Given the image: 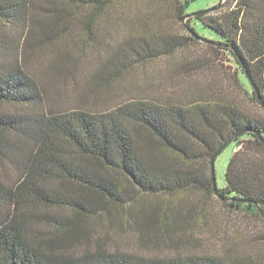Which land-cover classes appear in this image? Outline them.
Masks as SVG:
<instances>
[{
  "label": "trees",
  "instance_id": "1",
  "mask_svg": "<svg viewBox=\"0 0 264 264\" xmlns=\"http://www.w3.org/2000/svg\"><path fill=\"white\" fill-rule=\"evenodd\" d=\"M191 1L0 0V160L8 159L20 170L11 183L0 178V264H264V231L241 237L237 231L231 237L228 228L222 254L144 257L111 251L100 242L96 248L69 250L91 241L96 217L106 215L112 224L123 221L124 212L141 231H164L175 247L192 238L175 233L195 225L199 213L200 227L208 229L209 214L215 216L213 199L255 224L264 221V115L247 109L239 98L220 87L222 92L212 99L199 95L191 102L166 104L140 100L102 114L47 109L40 81L22 60L28 49L54 48L60 37H73L80 27L105 48L92 79L99 87L162 58L183 66L188 81L212 68L223 52L235 69L232 91L245 93L264 111V0H227L221 8L190 16ZM110 23L122 24L116 42L108 37L105 24ZM10 28L26 31L22 50ZM99 32L106 41L97 37ZM200 35L218 54L212 64L190 53ZM64 59L76 62L72 51ZM74 66L71 73L77 70ZM129 122L143 131L140 136ZM238 144L243 147L229 161L226 185L215 192L212 158L225 145L217 158ZM186 192L203 194L202 208L194 206L197 214L183 213L180 197ZM42 206L69 209L70 215L38 214L36 208ZM43 219H52L56 229L44 231Z\"/></svg>",
  "mask_w": 264,
  "mask_h": 264
},
{
  "label": "rangeland",
  "instance_id": "2",
  "mask_svg": "<svg viewBox=\"0 0 264 264\" xmlns=\"http://www.w3.org/2000/svg\"><path fill=\"white\" fill-rule=\"evenodd\" d=\"M222 0H192L188 8V13L193 14L196 12L207 11L221 4ZM225 5L222 3L218 8ZM188 19V18H187ZM184 20V23L187 22ZM111 34H109V40L116 42V38L123 33L122 24L119 23L116 27L114 24H105ZM181 30V27L180 29ZM10 37L13 40H20V47L26 42V31L22 32L21 28H10L7 30ZM98 35V36H97ZM96 36L101 41H106V35L99 32ZM212 38L213 35H208ZM97 39L89 38L87 32L83 28L76 30L73 37L64 39L60 37L54 48L47 46H35L28 49L27 56L22 60L26 62V68L29 72L40 81L43 88L45 106L47 109L53 108L54 110L60 109H82L88 110L92 113L102 114L118 109L119 107L132 103L134 101H152L160 104H166L169 102L185 103L191 102L199 98V95H203L206 98H216L220 92L239 98V100L245 104L247 109L255 114L264 115V111L256 108L248 99L247 95L243 92L232 91V77H235V69L227 55L223 52H217L208 47L206 43L208 39L201 36L199 42L195 43L191 47V54L199 55V61H206L205 63H211L213 59L212 68L204 69L199 73L191 75L185 81V69L179 64L169 62L166 58H162L153 62H148L143 66H138L132 70H127L122 75L116 78L109 86L99 87L94 82L93 76L101 68L103 57L106 55L105 48L98 44ZM100 49V51L95 50ZM193 49V50H192ZM72 51L73 57L76 59L77 70L75 73H71L75 63L71 64L68 60L64 59L68 52ZM60 58L61 61L56 65V59ZM52 63H55V67H52ZM58 66V69H57ZM63 67L65 72H60V68ZM100 67V68H99ZM191 68V69H190ZM192 66H188L187 70H192ZM75 70V68H74ZM74 74V75H73ZM220 87L222 89L220 90ZM234 88V87H233ZM206 92L210 93L206 96ZM5 108V107H4ZM10 108V107H8ZM19 108H15L17 111ZM18 113H23L24 110L20 109ZM129 127L134 129V134L140 136L142 130L136 127L135 124L129 122ZM145 143L139 141V146L143 147ZM234 147H228L218 158L215 160V175L217 184L219 187L226 185V170L231 157L233 156ZM151 152V149H147ZM156 151V150H155ZM156 152L155 154H157ZM18 164L12 163L6 159V161L0 160V178L5 183H11L18 178L20 170L17 168ZM118 176L116 173H113ZM119 177V176H118ZM124 185L128 189L132 187L127 183L125 179L120 177ZM150 203L155 201L154 198H148ZM183 204V213L195 214L196 209L194 206L200 209L202 208V201L204 200L202 193L186 192L180 197ZM215 202V216L209 214L208 229L202 230L201 214L196 220L195 225H188L187 228L177 230L175 233L177 238L181 236L189 235L191 237L183 238L185 241L180 242L178 246H172L166 241L165 232L160 230L141 231L135 225L134 217H129V214L124 212L122 215L123 221L119 220V214H115L118 219L115 223L110 224L106 215L96 217L92 221L93 236L91 241L87 244L82 242L72 247L71 251H82L84 247L96 248L98 242L103 243L105 248L116 251L121 250L129 253H135L144 257L151 256H167L174 253H187L190 251H199L206 253H224L222 247V238L224 229L228 228L229 235L232 237L237 231L238 237L246 235L249 231V235L263 234L264 221H260L255 224V221L250 217H246L243 214L234 213L229 211L227 207ZM199 203V204H198ZM153 206L150 205L146 209H150ZM138 211H142L137 207ZM52 211V212H51ZM138 211H135L138 213ZM38 214H69V209H59L56 207L36 208ZM131 212V213H135ZM197 214V213H196ZM139 215V214H138ZM140 217V215H139ZM215 218V219H214ZM45 223H40V227L44 231H54L55 225L51 221L44 220ZM194 224V222H193ZM256 226V227H255ZM254 229V230H253ZM253 230V232H252ZM260 232H258V231ZM183 234V235H182ZM162 236V240H161ZM237 237V238H238Z\"/></svg>",
  "mask_w": 264,
  "mask_h": 264
},
{
  "label": "water",
  "instance_id": "3",
  "mask_svg": "<svg viewBox=\"0 0 264 264\" xmlns=\"http://www.w3.org/2000/svg\"><path fill=\"white\" fill-rule=\"evenodd\" d=\"M227 0H223L222 1V3H225ZM221 3V4H222ZM220 4V5H221ZM220 5H218V6H220ZM217 6V7H218ZM217 7H214V8H217ZM213 10V8L212 9H210V10H207V11H201V12H196V13H193V14H190V16L191 15H197V14H200V13H207V12H209V11H212ZM255 92H257V95H258V98L260 99V95H259V92L255 89ZM226 146V145H225ZM224 146V147H225ZM224 147H222L215 155H214V157L212 158V176H213V187H214V191L215 192H217V189H218V184H217V179H216V175H215V166H214V163H215V160H216V158H217V156L221 153V151L224 149Z\"/></svg>",
  "mask_w": 264,
  "mask_h": 264
},
{
  "label": "built area",
  "instance_id": "4",
  "mask_svg": "<svg viewBox=\"0 0 264 264\" xmlns=\"http://www.w3.org/2000/svg\"><path fill=\"white\" fill-rule=\"evenodd\" d=\"M242 147H243V144L236 145L235 148H234V152H237V151L241 150Z\"/></svg>",
  "mask_w": 264,
  "mask_h": 264
}]
</instances>
